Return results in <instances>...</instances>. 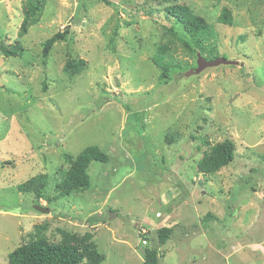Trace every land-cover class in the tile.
Masks as SVG:
<instances>
[{
    "label": "rangeland",
    "instance_id": "1",
    "mask_svg": "<svg viewBox=\"0 0 264 264\" xmlns=\"http://www.w3.org/2000/svg\"><path fill=\"white\" fill-rule=\"evenodd\" d=\"M184 10L215 31L205 47ZM0 44L22 48L0 50V264L39 240L77 264H264V0H0ZM158 48L177 64L165 77ZM226 138L233 159L199 170ZM91 145L108 159L79 187ZM32 177L40 192L18 191Z\"/></svg>",
    "mask_w": 264,
    "mask_h": 264
},
{
    "label": "trees",
    "instance_id": "2",
    "mask_svg": "<svg viewBox=\"0 0 264 264\" xmlns=\"http://www.w3.org/2000/svg\"><path fill=\"white\" fill-rule=\"evenodd\" d=\"M36 6L32 4L27 9L23 23L21 26V32L24 33L27 26L35 23L38 19V14H35ZM169 10L173 13L174 8L170 7ZM184 18L181 24L184 26L186 33L190 36L193 44L196 47L203 48L207 45V42H211L213 37L216 35L212 27L205 22V20L196 16L191 12L184 10ZM219 22L231 23V16L227 10L218 17ZM67 34V30L57 31L51 36L45 39L42 48V54L47 57L51 46L57 40H61ZM22 48L20 45L6 47L0 44L1 52L6 56H16ZM169 53L163 49L158 48L153 56L154 64L160 69L163 77L166 76L168 70L173 65L171 58H168ZM226 59L225 56H218L217 58ZM234 155V144L226 138L216 148L213 156V164L205 169L204 160L198 161V168L203 172L215 171L223 165H226L233 159ZM108 156L101 151L96 145L87 146L75 159L72 168V180L76 186L83 187L88 186V175L86 173L87 166L91 160L96 161H107ZM44 179V176H42ZM39 177H32L17 185L18 191H36L40 192V188L44 185L45 180L38 181ZM40 195V194H39ZM170 228L163 226L157 230L158 238L161 242L168 238ZM8 264H77L76 258L73 254L72 249L69 246H59L51 244L47 241H34L27 245L17 247L8 253ZM157 253L156 251H146L144 255V261L142 264H157Z\"/></svg>",
    "mask_w": 264,
    "mask_h": 264
},
{
    "label": "water",
    "instance_id": "3",
    "mask_svg": "<svg viewBox=\"0 0 264 264\" xmlns=\"http://www.w3.org/2000/svg\"><path fill=\"white\" fill-rule=\"evenodd\" d=\"M220 60H227V59H222V58H221ZM220 60H219V61H220ZM35 208L38 209V210H40V211H45V212L48 211V208L43 207V206H39V205H36Z\"/></svg>",
    "mask_w": 264,
    "mask_h": 264
}]
</instances>
